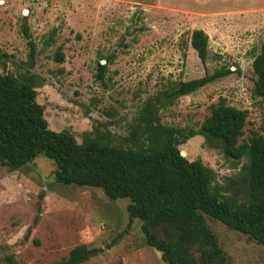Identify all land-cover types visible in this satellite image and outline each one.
Instances as JSON below:
<instances>
[{"label": "rangeland", "instance_id": "rangeland-1", "mask_svg": "<svg viewBox=\"0 0 264 264\" xmlns=\"http://www.w3.org/2000/svg\"><path fill=\"white\" fill-rule=\"evenodd\" d=\"M194 30L208 37L205 65L189 45ZM263 41L264 0H0V74L30 81L48 128L68 132L77 144L141 145L138 113L146 100L220 67L232 74L160 109V124L198 132L223 99L247 112L240 143L252 133L264 137V107L251 92L252 60ZM111 56L97 82V65ZM178 150L213 172L212 193L247 202L246 158L228 159L218 142L200 135ZM54 171L44 156L15 172L0 165V264H52L79 245L94 251L83 264H165L145 244L140 223L129 220L127 199L59 185ZM206 224L228 264H264L262 246L217 221Z\"/></svg>", "mask_w": 264, "mask_h": 264}, {"label": "trees", "instance_id": "trees-1", "mask_svg": "<svg viewBox=\"0 0 264 264\" xmlns=\"http://www.w3.org/2000/svg\"><path fill=\"white\" fill-rule=\"evenodd\" d=\"M22 33L28 39V58L32 62L35 50L25 25ZM189 45L205 65L206 34L192 31ZM113 58H104L105 65H97V82L103 81L106 65ZM62 59L57 53L55 61ZM251 67L255 78L252 97L264 107V41ZM231 74L229 68L220 67L201 78L178 82L146 100L138 113L144 141L133 149L92 139L77 144L68 132L50 130L42 106L35 101V86L0 74V165L15 172L44 156L55 165V183L100 189L111 201L127 199L129 220L140 223L145 244L158 252L165 264H228L206 218L246 235L264 248V137L252 133L240 143L247 112L226 105L223 99L210 107L198 132L188 134L161 125L158 111ZM195 135L206 142H218L228 159H247L246 203L237 205L212 193L213 172L199 161L181 156L178 146ZM93 252L79 245L52 264H83Z\"/></svg>", "mask_w": 264, "mask_h": 264}, {"label": "water", "instance_id": "water-1", "mask_svg": "<svg viewBox=\"0 0 264 264\" xmlns=\"http://www.w3.org/2000/svg\"><path fill=\"white\" fill-rule=\"evenodd\" d=\"M182 156V155H181Z\"/></svg>", "mask_w": 264, "mask_h": 264}]
</instances>
